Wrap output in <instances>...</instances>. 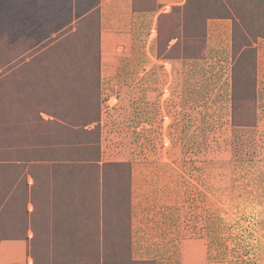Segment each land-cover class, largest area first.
<instances>
[{
    "label": "rangeland",
    "instance_id": "374dc122",
    "mask_svg": "<svg viewBox=\"0 0 264 264\" xmlns=\"http://www.w3.org/2000/svg\"><path fill=\"white\" fill-rule=\"evenodd\" d=\"M109 1L0 0V264H264V0Z\"/></svg>",
    "mask_w": 264,
    "mask_h": 264
},
{
    "label": "crops",
    "instance_id": "0c3cea01",
    "mask_svg": "<svg viewBox=\"0 0 264 264\" xmlns=\"http://www.w3.org/2000/svg\"><path fill=\"white\" fill-rule=\"evenodd\" d=\"M128 4L129 0L109 1L102 10L104 14L102 20L104 23L110 20L113 21V19L121 21L127 17ZM166 6L169 10V5ZM49 161L33 165H31V162L28 163L21 160L0 161V197L6 195L8 191L10 192L11 188H16L19 185L18 182L20 180L23 181V177H25L23 187L27 188L32 195L40 196L37 190L41 191L47 187L54 190V187L57 186L61 192V196L65 197V167L62 164H56L57 162L54 163L53 160ZM23 165L26 167V170L23 168ZM28 186L30 187L28 188ZM62 204H65L64 200ZM8 212H10L9 209Z\"/></svg>",
    "mask_w": 264,
    "mask_h": 264
},
{
    "label": "built area",
    "instance_id": "2783aa9c",
    "mask_svg": "<svg viewBox=\"0 0 264 264\" xmlns=\"http://www.w3.org/2000/svg\"><path fill=\"white\" fill-rule=\"evenodd\" d=\"M152 32H155L154 29L152 30Z\"/></svg>",
    "mask_w": 264,
    "mask_h": 264
}]
</instances>
